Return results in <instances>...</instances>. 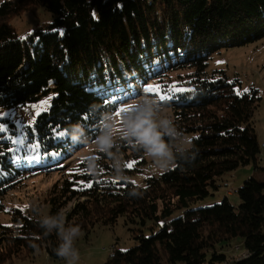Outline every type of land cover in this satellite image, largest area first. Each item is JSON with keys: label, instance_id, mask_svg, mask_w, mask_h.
Segmentation results:
<instances>
[{"label": "trees", "instance_id": "16d2710c", "mask_svg": "<svg viewBox=\"0 0 264 264\" xmlns=\"http://www.w3.org/2000/svg\"><path fill=\"white\" fill-rule=\"evenodd\" d=\"M39 7L51 20L19 34L10 17ZM263 37L264 0L1 1L0 209L29 173L69 169L49 192L47 215L64 212L67 224L86 233L124 217L137 240L126 250L114 244L115 256L110 253L104 264H264V142L254 122L260 96L253 88L241 92L224 70L208 69L222 47ZM132 79L141 90H132ZM154 85L159 93L145 90ZM50 91L55 94L48 109L29 122L19 125L1 115ZM165 94L170 98L160 99ZM143 95L157 98L179 129L193 134V163L179 161L138 186L130 178L146 163L144 154L119 139L113 152L123 156L120 175L103 152L64 163L96 143L122 104ZM69 135L86 144H73ZM21 137L39 147L13 143ZM86 160L97 162L95 172ZM129 162L135 163L128 167ZM249 164L261 173L233 190L239 205L225 197L198 207L219 189L223 175ZM4 213L9 223L0 220V262L43 249L61 258L58 237L45 234L33 211L11 206ZM238 236L243 244L228 255L224 249Z\"/></svg>", "mask_w": 264, "mask_h": 264}, {"label": "rangeland", "instance_id": "374dc122", "mask_svg": "<svg viewBox=\"0 0 264 264\" xmlns=\"http://www.w3.org/2000/svg\"><path fill=\"white\" fill-rule=\"evenodd\" d=\"M3 0H0V3ZM51 14L43 7L36 8L34 10L25 11L18 15L10 17V23L15 27L19 34H24L27 31L35 28L38 24L51 20ZM161 65H157V68H161ZM209 71L224 70L229 79L236 80L237 86L241 92H245L247 89L249 92L255 89L260 96L259 106L254 112V122L256 130L261 144L264 142V37L258 41L238 45L222 47L219 51L215 52L208 66ZM132 90H141V83H135L134 79L131 80ZM156 86V85H154ZM128 90V87H124ZM116 87L111 90L112 93H116ZM118 92V91H117ZM54 91H50L47 95H44L40 100L33 103H28V106H16L14 108H6L1 111L3 117H9L16 121L19 125L23 122H29L42 112L48 109L54 96ZM156 94V92H153ZM126 98L125 92L119 93ZM154 97V96H153ZM135 99L122 104V108L131 107V102ZM128 112V111H127ZM127 112H121L120 115L114 114L117 124L122 119V114ZM170 113V111L168 110ZM112 117L108 120L110 121ZM108 121V122H109ZM186 135L193 138V134L187 133ZM96 143L84 151H80L75 154V157L67 158L64 163H68L72 159H80L86 156L92 155L95 151ZM146 163L143 164L140 170L135 171L131 176V181L138 186L146 184V179L150 176H157L160 173L152 170V162L144 155ZM79 160L75 162L78 163ZM33 164L32 161L28 162ZM28 165V164H27ZM261 166H264V147L261 152ZM69 169L65 170L62 174L57 170L46 173H29L27 177L23 178L22 182L14 189L7 193L3 199L4 210H7L11 206H20L26 211L32 212V208L39 205V208L43 214H48L49 205L46 203L49 192L53 184L57 180H62L63 175L68 176ZM260 171L253 165L249 164L238 168L235 171L228 172L223 175L218 190L214 192V195H209L204 200L198 203L199 206H210L215 203L221 202L225 197L235 205H239L240 196L238 192L233 190L238 189L246 179L251 176H260ZM231 193V194H230ZM75 201L71 202L67 209L72 207ZM66 209V210H67ZM4 210L0 209V220L4 223H9V216L4 213ZM130 226L125 224L124 217L119 218L115 225H98L89 233L81 232L80 236L75 241V247L79 250L80 259L77 264H104L110 259V250L116 244L120 250H126L137 244V240L134 237L133 232L130 230ZM87 234V235H86ZM145 234L150 235L151 230L145 228ZM243 244V238L235 237L231 246L225 248V252L231 254L233 247L239 249V245ZM244 251L243 247L242 250ZM245 253V251H244ZM238 253L233 256L237 257ZM0 264H67V262L60 258L55 259L51 257L45 249L38 250L34 254H23L18 257L7 259ZM219 264V263H218ZM236 264V262H231Z\"/></svg>", "mask_w": 264, "mask_h": 264}, {"label": "clouds", "instance_id": "9594fccd", "mask_svg": "<svg viewBox=\"0 0 264 264\" xmlns=\"http://www.w3.org/2000/svg\"><path fill=\"white\" fill-rule=\"evenodd\" d=\"M111 115V114H109ZM74 127L82 128L75 123ZM106 131L96 139V152H103L111 161L117 175L122 173L123 156L113 152L117 139L142 152L152 162V170L164 174L177 166L179 161L191 164L198 154L193 138L182 132L172 115L160 101L148 95H143L131 102L130 110L122 114L117 124L116 117L106 124ZM75 145H85L86 141L69 135ZM88 170L95 172L98 164L94 160H86ZM131 195H138L133 191ZM38 223L45 234L55 233L59 244L55 249L57 256L67 264H77L80 259L79 250L75 241L80 236L81 228L78 225L66 223L64 212L55 215L43 214L39 206L32 208Z\"/></svg>", "mask_w": 264, "mask_h": 264}, {"label": "snow or ice", "instance_id": "6c2138e0", "mask_svg": "<svg viewBox=\"0 0 264 264\" xmlns=\"http://www.w3.org/2000/svg\"><path fill=\"white\" fill-rule=\"evenodd\" d=\"M93 16H94V18H95V13H93ZM60 34L63 35V32L61 31ZM22 39H23V38H22ZM145 90H146V91H149V92H156V93H159L160 88H159V86H148ZM173 90H175V91H185L184 89H176V88H170V89H169V91H173ZM244 91L246 92V91H248V90L245 89ZM237 94L240 95V94H242V93H240L239 91H237ZM165 98H170V97H167L166 94L160 96V99H162V100L165 99ZM129 110H130V107L122 108V109H120V110H118V111L116 112V115H120L121 112H127V111H129ZM0 131H4V126H3V125H0ZM13 143H17V144L24 145L26 148L30 147L32 151H35V150L39 147L38 144H37V145H30V146L27 145V144H25V141H24V138H23V137H21V138L15 140V141H13ZM134 163H135V162H129L126 166L131 167V166L134 165ZM88 186H91V185H88Z\"/></svg>", "mask_w": 264, "mask_h": 264}, {"label": "built area", "instance_id": "2783aa9c", "mask_svg": "<svg viewBox=\"0 0 264 264\" xmlns=\"http://www.w3.org/2000/svg\"><path fill=\"white\" fill-rule=\"evenodd\" d=\"M111 256H115V250H111Z\"/></svg>", "mask_w": 264, "mask_h": 264}]
</instances>
